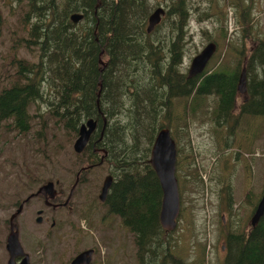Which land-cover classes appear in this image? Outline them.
<instances>
[{
  "label": "trees",
  "instance_id": "16d2710c",
  "mask_svg": "<svg viewBox=\"0 0 264 264\" xmlns=\"http://www.w3.org/2000/svg\"><path fill=\"white\" fill-rule=\"evenodd\" d=\"M17 1L24 3L23 16H18L24 35L13 39L11 76L0 87V155L4 131L23 135L36 122L43 130L62 131L72 142L81 124L93 118L97 131L76 154L81 166L78 184L92 168L105 163L113 181L103 204L133 234L137 263L189 264L174 252L173 231L160 225L161 183L149 163L153 141L166 126L176 142L181 217L183 184L196 181V191L204 184L190 149L191 123L207 119L217 133V127L237 120L236 108L240 114L264 115V40H255L249 49L244 43L231 47L235 62H220L214 69L207 64L202 73L189 78L180 69L189 32L188 0H154L168 2L164 20L172 18L167 21L169 43L157 35L163 18L152 32L146 31L152 11L148 0ZM230 2L249 13L245 0ZM73 12L83 13L77 23L70 19ZM221 15L226 21V13ZM20 46L36 52L37 60L17 57ZM243 62L249 81L239 107ZM258 69L262 75L255 76ZM182 141L190 146L183 156ZM184 161L195 166L190 181L181 174ZM246 197L253 214L260 198L252 201V193ZM236 226L226 233L222 264H264V214L253 227Z\"/></svg>",
  "mask_w": 264,
  "mask_h": 264
},
{
  "label": "rangeland",
  "instance_id": "374dc122",
  "mask_svg": "<svg viewBox=\"0 0 264 264\" xmlns=\"http://www.w3.org/2000/svg\"><path fill=\"white\" fill-rule=\"evenodd\" d=\"M245 1L250 6L248 14L240 8L237 10L230 0H188L189 32L184 39L182 71L188 72L191 59L212 41H209L211 37L217 45L208 63L213 69L220 62H235L237 57L231 47L244 43L249 49L255 40H264V0ZM23 4L17 0H0V87L7 85V78L11 76L9 63L15 54L13 39L18 33L24 35L21 18L18 19L23 16ZM167 5V1L148 0L152 11L158 6L168 11ZM221 13H226V21ZM171 20L165 19L157 33L159 39L168 43L171 37L166 34L170 30L167 21ZM17 57L37 60L36 52L21 46ZM241 68H245L244 62ZM254 75H262V69L256 70ZM246 81H249L247 75ZM244 95L246 93L238 96L237 106L240 107ZM39 107L44 109L41 104ZM234 118L237 120L217 127V133L212 131L207 119L194 121L191 123L193 146L190 148L184 141L179 144L182 156L189 148L192 150L198 178L204 183L202 191L195 190L193 183L197 182L190 175L195 166L189 167L184 161L181 174L192 183L187 187L183 184L181 206L184 208L171 240L174 252L189 264H222L227 256L226 233L236 229V225L240 229L250 226L252 205L246 195L252 193L254 201L263 194L264 115H244L236 108ZM40 127L33 122L26 134L13 130L1 133L0 264H7L8 221L19 203L46 181L56 180L64 195L58 194L54 202L63 204L81 167L73 150L77 137L68 142V136L62 131ZM107 174L105 163L92 168L83 181L77 183L67 206L50 208L38 199L23 204L14 223L31 264H69L77 253L91 248L95 250L90 264H138L133 234L98 198ZM39 209L44 210L40 223L35 220Z\"/></svg>",
  "mask_w": 264,
  "mask_h": 264
},
{
  "label": "water",
  "instance_id": "95a60500",
  "mask_svg": "<svg viewBox=\"0 0 264 264\" xmlns=\"http://www.w3.org/2000/svg\"><path fill=\"white\" fill-rule=\"evenodd\" d=\"M147 18V27L146 31L152 32L155 27L161 23V18L165 14V9L163 7H156L153 9ZM83 18V13L73 12L70 16L71 21L74 23L79 22ZM216 44L214 42H209L204 46L199 52L193 56L191 59L190 65L188 67L187 76L189 78L196 77L200 73H202L207 66L210 59L216 50ZM246 68L240 71L239 74V82H238V91L239 93L246 92ZM97 122L93 118L90 117L86 122L81 124L78 130V136L73 142V150L76 154L81 153L85 150V147L91 138V134L95 131L97 127ZM149 163L154 171H156V176L161 183L162 190V200H161V209L159 213V221L162 229L166 232H172L175 230L178 222V217L180 214V196L179 195V187L178 181L176 178V160L177 158V146L174 138L172 137V133L168 127H162L158 130L157 135L153 141V145L150 151ZM78 182V178L72 188L68 192L66 201L63 203L66 205L72 195L74 188H76V184ZM55 184H58V181L48 180L42 185H40L36 192L31 195H44L45 203L47 205L51 204V201L58 194ZM112 184V176L110 174L105 175L102 183V187L98 198L101 202L106 200L107 193ZM63 191L60 190L59 194ZM30 195V196H31ZM29 196V197H30ZM27 197L26 200H28ZM19 204L18 208L15 210L13 215L9 217V232L6 236L5 249L8 252V260L7 264H31L29 254L26 253L20 243L19 239V230L16 224L14 223V218L19 215L22 210L23 204ZM255 206V210L251 215V219L249 220V224L253 227L262 215L264 214V194L261 195L258 203ZM41 214V211L38 212ZM36 222H41V216L38 215L36 217ZM94 248L86 249L77 253L71 260L69 264H90L92 262V256L94 254ZM21 257L19 262H16V258Z\"/></svg>",
  "mask_w": 264,
  "mask_h": 264
},
{
  "label": "flooded vegetation",
  "instance_id": "af4514ba",
  "mask_svg": "<svg viewBox=\"0 0 264 264\" xmlns=\"http://www.w3.org/2000/svg\"><path fill=\"white\" fill-rule=\"evenodd\" d=\"M96 129H95V131L91 134V136L90 137H92L95 133H96ZM77 175H76V177L78 178V182H79V176H80V174H79V171H77V173H76ZM109 174V173H108ZM107 174V175H108ZM112 176V175H111ZM76 177H75V180H76ZM112 181H113V178H112ZM75 182V181H74ZM77 182V183H78ZM74 184V183H73ZM56 185H57V188H56ZM77 185V184H76ZM76 187V186H75ZM55 188H56V190H57V192H58V194H59V191L60 190H62L61 188H60V184H59V182H58V184H55ZM63 191V190H62ZM70 191V190H69ZM68 191V192H69ZM73 193V192H72ZM33 194V193H32ZM58 194L56 195V197L58 196ZM31 195V194H30ZM29 195V196H30ZM59 195H64V191L62 192V193H60ZM68 195V194H67ZM28 196V197H29ZM56 197L53 199V201H51V204L50 205H47L46 203H45V199H44V195L42 196L41 194H39V195H31L29 198H28V200H26V202H29V200H31V199H38V200H43L44 202L43 203H45L46 204V206L47 207H50V208H56V207H60V206H67L69 203H67L66 205H64V204H60V203H57V202H54L55 201V199H56ZM71 197H72V195H71ZM107 197V196H106ZM27 198V197H26ZM107 199V198H106ZM70 200H71V198H70ZM70 200H69V202H70ZM26 202H24V204L26 203ZM101 202V201H100ZM105 201H103V202H101V203H104ZM22 203V202H21ZM21 203H19V204H21ZM19 206V205H18ZM18 208V207H17ZM23 208V207H22ZM70 208V207H69ZM70 210V209H69ZM71 210H72V208H71ZM22 211V210H21ZM39 211H41V214H42V216H41V214H39L38 212ZM21 213V212H20ZM19 213V214H20ZM37 213H38V215H40L41 216V221H42V217H43V214H44V210L43 209H39L38 211H37ZM13 215V214H12ZM11 216V215H10ZM9 222V221H8ZM21 260V257H18V258H16V262H19Z\"/></svg>",
  "mask_w": 264,
  "mask_h": 264
}]
</instances>
